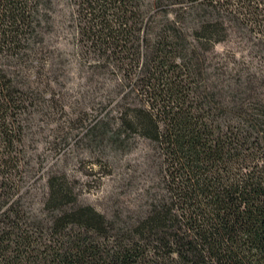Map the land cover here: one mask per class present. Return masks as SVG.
I'll return each mask as SVG.
<instances>
[{"label": "trees", "instance_id": "1", "mask_svg": "<svg viewBox=\"0 0 264 264\" xmlns=\"http://www.w3.org/2000/svg\"><path fill=\"white\" fill-rule=\"evenodd\" d=\"M69 1L79 41L124 89L117 116L87 132L150 140L156 189L108 217L51 175L36 207L40 101L20 65L44 41L52 0H0V264H264V101L206 65L231 29L264 20V0Z\"/></svg>", "mask_w": 264, "mask_h": 264}, {"label": "rangeland", "instance_id": "2", "mask_svg": "<svg viewBox=\"0 0 264 264\" xmlns=\"http://www.w3.org/2000/svg\"><path fill=\"white\" fill-rule=\"evenodd\" d=\"M48 15L44 41L20 65L40 101L32 110L28 136L29 152L42 163L31 198L41 206L47 178L58 175L69 182L80 204L108 217L136 213L148 191L151 195L156 189L155 145L132 136L127 145L116 146L87 132L108 111L117 116L116 102L124 89L113 67H105L99 53L79 41L69 0H52ZM259 20L231 29L207 54L206 65L216 75L224 71L227 79L243 83L264 101V20Z\"/></svg>", "mask_w": 264, "mask_h": 264}]
</instances>
